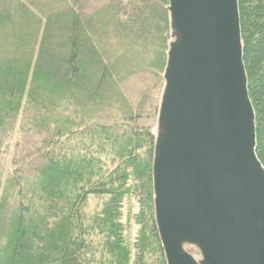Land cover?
Masks as SVG:
<instances>
[{
	"label": "trees",
	"instance_id": "trees-1",
	"mask_svg": "<svg viewBox=\"0 0 264 264\" xmlns=\"http://www.w3.org/2000/svg\"><path fill=\"white\" fill-rule=\"evenodd\" d=\"M169 5L0 0V264H167L154 210L156 135L133 132L142 118L138 111L126 109L113 123L102 120L116 103L109 87L120 83L119 70L127 64L139 65L143 74L151 70L145 61L117 59L112 51H153L163 62V79L172 40ZM239 11L256 153L264 166V0H239ZM161 88L160 98L164 83ZM65 101L75 109L88 104L97 121L82 116L67 127L70 116L67 122L57 116L45 126L50 110ZM16 119L27 121L13 141ZM31 123L42 139L30 140ZM141 148L145 157L135 153ZM8 156L13 170L5 173ZM93 196L101 208L88 212ZM130 196L142 206L133 245L123 222Z\"/></svg>",
	"mask_w": 264,
	"mask_h": 264
},
{
	"label": "water",
	"instance_id": "water-1",
	"mask_svg": "<svg viewBox=\"0 0 264 264\" xmlns=\"http://www.w3.org/2000/svg\"><path fill=\"white\" fill-rule=\"evenodd\" d=\"M169 3L172 40L153 157L166 263L264 264V166L239 0Z\"/></svg>",
	"mask_w": 264,
	"mask_h": 264
},
{
	"label": "rangeland",
	"instance_id": "rangeland-1",
	"mask_svg": "<svg viewBox=\"0 0 264 264\" xmlns=\"http://www.w3.org/2000/svg\"><path fill=\"white\" fill-rule=\"evenodd\" d=\"M137 50V49H136ZM134 50V53H128L126 54L124 51L114 50L113 56L117 59H124L125 61L130 60H136L138 59L141 62H147L145 66H151V70L149 73L143 74L142 69L139 68V65H132V64H125L123 68L119 70V74H121L120 77L115 79V82L120 81V83L114 86L109 87L111 96H115L116 103L114 106L109 108L105 112V117L102 120V123H113L112 121L120 120L123 116L122 114L126 112H134L138 111V113H142V118L137 120L135 124L132 125L133 132L138 133L137 129H143L144 132H152L154 135H156L157 132V120H158V113H159V101L160 98V91L162 87V83H164L162 79V60L158 59V54H155L153 51L150 52V50ZM118 53H117V52ZM150 52V53H149ZM152 61V62H151ZM141 65V63H139ZM116 84V83H115ZM56 92L52 90V94L54 96ZM161 102V101H160ZM56 108H54L51 112V122L45 123V126H50V124L53 123V121L56 119L57 116H61L62 120L67 122V117L70 116L71 122H68L64 126L69 127H75V122L72 121V119H81V117H87L89 118L85 122L87 123H95L97 121V118L99 117L98 113L91 109L88 104H79L77 109L70 107L68 102H62L61 108L58 109L55 112ZM124 111V112H123ZM55 112V113H54ZM76 112V113H75ZM123 112V113H121ZM33 115V114H32ZM31 115H28L30 117ZM27 117V115H26ZM50 116L44 117L42 120H45L49 122ZM23 119H16L15 122H17L15 125L16 134L13 136V141L17 139L19 136V124L21 122L26 123ZM82 121V120H81ZM73 123V125H70ZM55 127V126H54ZM31 141H37L41 135V129L40 127L30 124V129L28 133ZM28 138V137H27ZM13 141H11L13 143ZM5 142V141H4ZM8 141H6L7 143ZM26 145V142H25ZM128 146V144H127ZM63 153L66 152V150L61 149ZM136 154L142 155L145 157L146 154V148L144 151L141 149L135 151ZM58 155V153H56ZM3 170L8 172L13 170V163L12 158L8 156L5 158ZM101 208V202L99 200V197L93 196L88 201V212H94L95 210H98ZM142 209V206L140 202L134 198L133 196H130L127 198V200L124 201V207H123V213H124V219L123 222L127 223V227H125L126 236L129 244L133 245L138 237V230L139 226L138 221L136 220V215L140 213ZM141 228V226H140ZM129 236V238H128ZM190 253L193 255H198L197 252L194 249H188Z\"/></svg>",
	"mask_w": 264,
	"mask_h": 264
}]
</instances>
